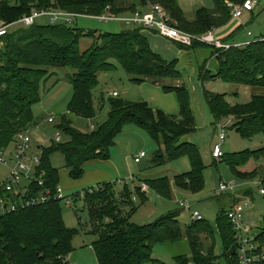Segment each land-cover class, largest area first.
I'll use <instances>...</instances> for the list:
<instances>
[{"label": "trees", "instance_id": "1", "mask_svg": "<svg viewBox=\"0 0 264 264\" xmlns=\"http://www.w3.org/2000/svg\"><path fill=\"white\" fill-rule=\"evenodd\" d=\"M212 1L213 9H198L195 19L190 21L178 0H141L140 7H146L145 11L138 10L137 4L127 7L123 0H0V23L11 25L40 10L91 17L104 15L107 11L115 15L137 11L146 13L150 6L160 5L180 30L200 36L226 25L232 19L226 6L227 0ZM234 1L242 4L245 0ZM76 20L70 25H50L44 20L40 24L38 21L29 28L13 29L0 38V154L15 145L20 133L43 124L44 119H39L34 109L42 102V90L54 75L53 71L70 70L71 73L66 76L73 88L68 113L62 115L53 126L64 135L66 141L53 139L48 147L40 146L36 153L40 165L31 175L32 181H24L17 193L1 191L0 199L4 198L8 205H17L37 198L46 191L55 195L60 173L52 163L54 155L62 156L72 180H80L87 163L110 158L111 150L126 126L143 130L154 141L158 148L154 154V166L188 158L191 172L173 177V184L178 190L192 194L202 192L205 189L206 170L203 157L197 145L183 141L197 131L190 93L184 84L170 87L164 83L182 79L178 61L168 62L157 54L142 28L132 27L118 34L101 33L74 27ZM85 39L92 42L83 50ZM179 46L187 50L214 49L211 58L216 62V72L210 71L208 61L199 69L198 78L203 86L220 80L229 85L262 90L261 95L252 96L244 104H230L225 94H217L206 88L204 95L215 126L223 122L228 129L224 120L232 118L230 128L242 139L264 136V37L228 50L201 43H195L192 47ZM116 64L132 84L152 83L161 85L166 93H175L180 104L179 115L170 116L154 110L145 102H131L118 96L103 97L102 104L109 107L107 120L87 133L76 129L70 115L86 120L97 118L93 92L99 87L100 75L116 71ZM254 152L260 155L264 153V148L228 157L224 154L220 160L224 159L234 177L244 182L258 176L256 170H239L247 162L245 156ZM214 163L217 164V160ZM41 180L43 186L40 187L38 182ZM171 181L165 177L147 180L145 184L157 195L172 200ZM136 191L139 194L143 189L137 187ZM144 192L139 196L146 202ZM250 193L248 191L246 195ZM73 201L76 203L78 199L74 198ZM62 202L52 199L47 204L16 211L0 209V264H71L69 257L74 251L73 241L78 231L67 227ZM84 206L90 218V233L97 236L93 249L98 264L154 263L153 251L156 246L177 245L185 241L190 255L175 256V264H220L221 260L225 264H239L237 254L230 255L238 241L227 216L229 208L222 207L216 221L223 251L217 255L216 231L212 225L203 220L183 226L179 220V210L170 211L147 225L132 223L131 219L138 209L129 186L119 191L114 184H104L98 190L86 191ZM204 240H210L211 245L207 247ZM254 241L260 246L264 245V216Z\"/></svg>", "mask_w": 264, "mask_h": 264}, {"label": "rangeland", "instance_id": "2", "mask_svg": "<svg viewBox=\"0 0 264 264\" xmlns=\"http://www.w3.org/2000/svg\"><path fill=\"white\" fill-rule=\"evenodd\" d=\"M211 0H205L204 6L209 8ZM258 5L253 13H246L243 18V27L239 31L238 35L239 40L242 38L246 41H256L264 37V0H255ZM194 14H188L187 17H194ZM40 24L44 21H39ZM235 25V23H234ZM74 27L79 29H83L86 31L89 30H97L101 33H112L118 34L123 30L131 29L132 27L126 26L120 22H99L97 20L91 18H79L76 20V24ZM15 28V27H14ZM17 29V28H16ZM13 30V29H12ZM251 35L250 37H248ZM91 40L85 39L82 43V48L85 50L88 46L91 45ZM239 42V41H238ZM240 45H245L248 43H236ZM231 45H235L232 43ZM183 58L181 59V65L179 66V71L182 74V82L188 89H192L193 86L190 83V80L193 79L198 80L199 68L203 66L205 62L208 61V66L212 73L216 72V62L211 58V55L214 51L212 48L207 49H198L196 51L187 52L183 50ZM118 66V69L114 72L103 73L100 75V83L99 87L94 91V104L98 109V98L104 96L109 98L113 96L114 90H116L121 98H124L125 91L130 89H135L133 84L128 82L127 74ZM58 76H62L64 82H68L67 73H71L70 70L64 69H56ZM66 77V79H64ZM69 83V82H68ZM166 85L173 83L172 81L164 82ZM208 90L217 94H225L227 101L230 104H244L250 101L251 97L254 95H261V91L259 89H254L251 87H244L238 85H229L223 83L222 81L209 82ZM117 93V96H118ZM116 97V96H113ZM68 103L66 101L61 102L56 106L50 107V112L46 113L49 115L51 112L58 115L67 114ZM105 114V113H104ZM103 115V114H102ZM98 116L95 120H86L83 118H79L76 116H71L70 118L73 121V126L80 130L81 132H89L91 127L95 125L98 127L102 124L103 119ZM100 117V118H99ZM44 119L43 124L39 128H33L32 130H28L32 139V153H37L38 147H48L49 144L56 136H60L62 141H66V138L63 134L59 133L53 128L52 124H49ZM225 123L228 124V129H226V143L223 146V152L226 157L231 156L233 154H237L245 151H259L264 148V136L258 135L252 139L244 140L237 134L236 131L231 130L232 118H227L224 120ZM230 128V129H229ZM137 129V128H136ZM142 131L141 129H139ZM145 136L144 143V151L146 153L147 158L144 160L141 168L150 167V162L154 159V154L157 151V146L154 141L147 135L144 131H142ZM184 142H190L199 147L201 155L203 157L204 164L206 169L210 174L216 175L221 178V182L231 183L235 182L238 187V198H235L233 201L231 196L223 195L221 198L222 207L228 209L232 205H234L238 201H243L245 198H248L247 202H249V207L246 209L244 213V223L252 228L250 233V237L254 238L259 233V228L261 226V222L264 216V197L260 194L259 183L264 182V153L260 155H256V153H248L245 156L247 162L243 166L239 167V170L242 172H253L258 171V176L255 179L246 180L244 182L238 181L234 175L232 174L231 168L229 165L223 160H217V164L214 163V158L212 156V150L215 145L219 143V131L217 127L214 125H202L199 127L195 134L187 136L183 139ZM14 151V145H12L5 153L4 160H6L10 167L13 166V162H10V154ZM1 157V156H0ZM243 158V157H242ZM53 165L55 168L59 170L60 173V183L58 187H64L66 192H64V196L70 200V197L75 193H83L80 196V199L76 203H71V205L67 204V200L62 202V212L63 218L68 228L76 229L78 231V235L73 241L74 251L69 257V262L71 264H98L95 251L93 249V244L97 240V236H94L90 233L91 225L90 218L88 212L84 208V190L89 188H76L75 184L70 180L69 172L65 168L64 160L60 154H56L52 157ZM177 165V164H175ZM9 168L0 163V180H5L9 174ZM98 185H94V190L97 189ZM74 187V188H72ZM91 188V189H92ZM129 189L132 193L135 192V189L131 184H129ZM92 191V190H91ZM250 191L251 193L246 195V192ZM148 193L153 196V190H150ZM179 199V198H178ZM180 201V200H179ZM168 205V207H166ZM136 208L138 209L137 213L132 217L131 222L136 223L138 225H147L166 214L168 210H179L181 212L179 220L185 225H190L192 223L190 219V212L185 207H180L179 204H164L161 205L157 202V199L152 201L143 202L141 199L139 203H135ZM187 206V203H186ZM166 207V208H165ZM205 237V236H204ZM205 239V238H204ZM204 244L209 247L211 245L210 240H204ZM222 242L219 233L216 231V254H222ZM190 255V249L188 243L185 241L181 244L177 245H169V246H156L154 249L153 257L162 258L168 264H172V261L167 258L168 256H179V255ZM166 258V259H165Z\"/></svg>", "mask_w": 264, "mask_h": 264}, {"label": "crops", "instance_id": "3", "mask_svg": "<svg viewBox=\"0 0 264 264\" xmlns=\"http://www.w3.org/2000/svg\"><path fill=\"white\" fill-rule=\"evenodd\" d=\"M123 1H124L123 4L127 7L132 4H137L138 10H142V11L147 10L146 7L145 8L140 7L141 0H123ZM178 2L181 9L185 13L186 18L190 21H193L195 19V16L188 18L187 17L188 14L195 15L198 9L206 8V6H204L205 0H178ZM210 2H211L210 6H208L209 8H206L208 10L214 8L213 1L211 0ZM243 26L244 25L242 19L241 20L231 19L226 25L216 29V36L227 44L242 43L244 41L245 43H251L252 41H246L243 38L239 40L240 38L239 36H237ZM143 34L148 38L152 49L157 54L161 55L168 62L178 61V69L179 66L181 65V59L183 58V54H184L183 50H186L187 52L198 50V49L195 50L182 49L178 44L173 43L161 37L155 31H144ZM250 36L251 35H249L248 37ZM53 73L54 75L49 80H47V83L45 84V88L42 90L43 100L37 107H35L34 113L39 119H47L49 117H55L58 123L62 115L55 116L53 112H51L49 115H47L46 113H48V111L50 112L49 109L51 106H56L61 102L66 101L69 104L73 96V88L69 80H67L69 83L64 82L62 76H58V73L56 71H53ZM64 79H66V77H64ZM128 82L130 83L129 79ZM172 82L173 83L169 84L168 86L177 87L183 84L182 79ZM190 83L193 86V88L191 90L188 88L187 89L191 97V107L195 117L196 128L198 129L202 125H206V124L207 125L210 124L214 126V118L210 113L204 95V89L206 88L208 90L207 88L208 84H205V86H203L199 78L198 80L196 79H193L192 81L190 80ZM133 86H135L134 88H136V91H134L135 89L132 90L128 88L123 94L124 98L122 99L131 102H145L154 110H160L170 116L179 115L180 104L178 97L175 93L173 92L166 93L161 85H155L152 83H144L141 85L133 84ZM114 92L118 93L116 90H114ZM94 95L95 92H93V96ZM103 97L104 96H101V98L99 97L98 98L99 100H97L98 116L101 117V115L103 114L101 118L103 119L102 123H104L107 120V116L109 113V107L102 104L101 99ZM118 98H121L119 93H118ZM93 126L95 127V125ZM136 128L137 127L134 126H126L124 128L123 132L116 140V145L111 150V155L108 160L91 161L85 165V172L83 178H81L80 180H72L70 178V180L75 184L74 186L75 188L74 187L72 188L74 189L81 187L89 188L84 190V192H86V191L94 190L95 188H92L94 187V185H98L96 189L98 190L104 184H114L119 191H122L125 186H129V184L132 183L135 189V192L133 193V200H134V204L135 203L137 204L139 203L140 199L142 200L139 194L140 193L142 194L143 192L142 191L138 194L136 191L137 187L138 188L141 187L143 184H145V181L147 180H156V179L168 177L172 180L171 181L172 195H173L172 200H167L155 194V192H154L155 194L154 196L153 194L151 195L150 193H148L150 190L148 186L145 184L147 186V190L144 192L147 198L146 203L154 199H157V202H159L161 205L164 204L174 205L175 203L178 204L179 200L186 201L187 206L185 207L188 209L190 214L191 211L193 210H199L202 213L204 220L209 224H211L216 231V221L218 218L219 211L222 208V203L220 200L223 197V195H218L216 193L219 184L221 183V178L218 179L216 175L210 174V172H208L206 169L204 171L205 189L198 194H192L190 192L178 190L177 188H175L173 184V177L191 172L192 169L191 163L188 158H183L174 163H168L166 165L159 167L154 166L152 160L150 162L151 164L149 169L147 168L142 169L141 165L143 164L147 156L140 163H136L134 159L140 152L144 151L143 147L145 143V137H144L145 135L141 133L143 130L140 131L139 128L137 129ZM61 188L64 194L66 190L64 187ZM81 195H83V193ZM81 195L80 193H75L70 197V199L72 200H74V198L80 199ZM166 207H168V205H166ZM171 209L168 210V212L175 211ZM167 258H169V260L172 261V264H175L174 257L168 256ZM153 259L155 260V262L148 264H168L162 258L153 257ZM189 264H195V263L191 262ZM220 264H225V261L221 260Z\"/></svg>", "mask_w": 264, "mask_h": 264}, {"label": "built area", "instance_id": "4", "mask_svg": "<svg viewBox=\"0 0 264 264\" xmlns=\"http://www.w3.org/2000/svg\"><path fill=\"white\" fill-rule=\"evenodd\" d=\"M226 6L231 13V17L234 20H241L246 13H251L257 6L255 0H245L242 4L235 3L234 0H227ZM78 18H91L99 22H120L126 26L139 27L144 31H155L161 37L182 45L185 47H192L195 43H201L209 45L215 49L228 50L231 47H241L244 45L240 44H227L216 36V30L209 31L200 36L192 35L185 31L180 30L177 27V23L174 22L165 10L160 5H152L149 11L146 13L134 12L128 15H115L107 11L101 16H81L63 11H33L30 15H27L20 19L18 22L6 25L0 23V38L7 35L12 29L29 28L35 25L38 21L44 20L50 25H56L58 23L73 24L75 19ZM15 27V28H14ZM249 44V43H248ZM246 45V44H245ZM113 96H117L114 93ZM49 124L55 125L57 120L55 117H49L45 120ZM219 131V143L214 146L212 150V156L215 160H220L224 156L223 146L226 143V129L227 126L223 122L216 124ZM94 126L91 127L93 131ZM55 140L60 142L62 139L60 136H56ZM32 139L29 131H25L18 135L17 142L14 145V151L10 154V162H13V166L10 167L8 162L4 160V154H0V163L9 168V174L5 180H0V192L7 191L13 193L14 191L19 192L21 184L24 181H32L31 175L33 174L36 167L40 165V158L36 153H32ZM146 157L145 152H140L134 159L136 163H140ZM38 185L43 186V181H39ZM260 194L264 197V182L259 184ZM238 185L235 182L224 183L221 182L217 189L218 195H229L233 201L238 198ZM143 191L147 190V186L143 184L141 186ZM52 199L54 200H67V204L71 205L72 199L68 200L64 194L62 188L58 187L56 194L52 195L51 192L46 191L41 193L37 198L31 199L30 201L21 202L20 204H7L4 198L0 199L1 211H16L20 208L36 207L38 205H44L49 203ZM248 198L243 201H238L232 205L227 213L230 224L236 234L238 241L237 245V257L239 264H264V245L260 246L254 241V238L250 237L252 228L244 223V213L249 207ZM180 207L186 206V201L178 202ZM8 206V207H7ZM191 221L201 222L204 220L202 213L199 210H193L190 214Z\"/></svg>", "mask_w": 264, "mask_h": 264}, {"label": "water", "instance_id": "5", "mask_svg": "<svg viewBox=\"0 0 264 264\" xmlns=\"http://www.w3.org/2000/svg\"><path fill=\"white\" fill-rule=\"evenodd\" d=\"M237 248H238V245L236 244V245L232 248V250H231V252H230V255L235 254V253L237 252Z\"/></svg>", "mask_w": 264, "mask_h": 264}]
</instances>
